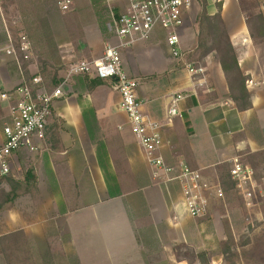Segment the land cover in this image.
I'll use <instances>...</instances> for the list:
<instances>
[{
	"label": "crops",
	"instance_id": "obj_1",
	"mask_svg": "<svg viewBox=\"0 0 264 264\" xmlns=\"http://www.w3.org/2000/svg\"><path fill=\"white\" fill-rule=\"evenodd\" d=\"M201 1L207 2L210 16L218 14L221 6V17L250 94L251 107L245 111L232 100L216 54L200 61L192 58ZM258 2V11L264 14V0ZM114 10L117 15L127 12V2L118 0ZM106 12L103 37L98 34L96 43L85 39L77 44L82 60H98L107 44L119 43L109 28L107 5ZM247 13L250 11L243 12L239 0H193L183 9L180 57L172 55L163 29H156L147 41L121 49L125 73L139 84L143 114L161 127L160 155L169 166L185 164L201 170L210 183L221 184L223 178L230 177L235 158L260 177L264 175V41L252 39ZM70 57L72 54L67 59ZM190 63L201 64L205 74L191 76L186 69ZM4 78H0L2 84ZM93 79L88 75L72 77L65 86L68 95L64 104L56 107L60 99L54 102L45 140L35 151L16 154L9 176L19 185L16 196L9 180L0 185L9 196L5 235L23 231L30 242H39L30 245L35 258L34 248L52 255L47 248L49 236L65 237L70 246L64 250L65 256L76 258L79 264H228L216 244L228 239L231 219L223 214L217 220L227 236H203L202 218L182 215L179 194L171 200L173 191L154 182V168L132 133L115 82L105 81L90 90ZM177 94L185 98L174 116L171 104ZM0 102L7 120L9 103ZM53 117L57 120L51 121ZM99 152L108 174L118 179V186L116 182L112 186L121 189L122 195L110 197ZM21 167L25 173L19 178L16 171ZM240 208L246 212L242 202ZM174 214L180 217L178 222L173 221ZM46 225L50 226L49 236L45 235ZM245 236L250 238L251 234Z\"/></svg>",
	"mask_w": 264,
	"mask_h": 264
},
{
	"label": "built area",
	"instance_id": "obj_2",
	"mask_svg": "<svg viewBox=\"0 0 264 264\" xmlns=\"http://www.w3.org/2000/svg\"><path fill=\"white\" fill-rule=\"evenodd\" d=\"M117 1L105 0L110 19L109 28L119 43L107 44L102 58L72 63L64 83L51 92L43 89L44 82L40 76L34 77L30 84L22 81L11 90H4L0 86V99L9 103V116L3 126L4 141L0 145V182L12 175L16 154L21 150L35 151L39 143L45 140L54 102L64 95L63 85L72 77L88 75L115 82V89L121 96V108L128 117L132 133L154 168V182L168 190L177 188L180 196L178 206L182 215L204 218L210 211L211 195L223 197L225 191L220 184L214 186L205 180L201 170L185 164L167 165L160 155L163 143L161 127L143 114L137 94L139 84L125 73L121 60V49L149 40L156 29L167 32V45L172 55L180 57L179 30L184 24L183 9L190 6L193 0H125L128 10L120 15L114 10ZM58 6L62 11H70L71 0H61ZM8 39L9 44L5 50L9 55H17L25 61L31 59L32 44L26 35L18 38L17 46L11 35H8ZM186 69L191 76L204 75L206 71L199 63L187 64ZM184 98L182 94H177L173 99L171 113L174 116L178 115L177 105ZM230 179L241 197L249 224L263 226L264 175L258 176L255 169L243 163L240 158H235L232 160ZM179 219L178 214H174L173 221L178 222Z\"/></svg>",
	"mask_w": 264,
	"mask_h": 264
},
{
	"label": "rangeland",
	"instance_id": "obj_3",
	"mask_svg": "<svg viewBox=\"0 0 264 264\" xmlns=\"http://www.w3.org/2000/svg\"><path fill=\"white\" fill-rule=\"evenodd\" d=\"M60 1L61 0H0V78L2 75L5 76L3 80V84L5 85H3L1 81L0 85L5 86V89L11 90L20 85L22 82L21 67L22 71L23 69L26 70L24 74L28 73L30 76H42L44 80L43 89L51 92L64 83L70 65L83 59L78 54L77 44L85 39L88 42L96 43L98 34L103 37V30L105 29L107 21L105 17V14H107V4H105L106 2H104V0H90L88 7L84 4V0H71L70 11L76 8V3L82 10H88L85 12L84 19H82L79 24L71 20L68 26H65L62 13L58 6ZM241 4L246 12L250 11V13H247L249 18L261 13L258 11V0H242ZM8 35L12 36L15 46H17L16 41L21 35H26L29 38L32 44V57L29 62H19V64L17 62L18 59L21 60L19 56H14L13 54L9 55L6 52L5 49L9 44ZM212 53L216 54L215 52ZM70 54H72L73 57L67 59V56ZM193 55L192 53V58L194 60L200 61L199 55ZM216 56L219 59L217 54ZM87 60L91 59L89 58ZM69 61L71 63H69ZM55 80L61 81L56 84ZM65 86L66 84L63 85L64 95L60 101L55 104L56 107L58 105H63L65 97L68 95L65 92ZM78 91L81 93L80 87ZM4 107L7 108V104H4ZM3 115L0 117L1 127L6 121L5 114ZM55 120L57 119L53 117L51 121ZM24 171L23 167L16 171L19 178L21 175H24ZM224 179L226 178H223V180ZM211 184L214 186L218 185V183L212 182ZM0 185L2 184L0 183ZM7 188L10 190L8 186ZM170 189L173 193L170 194L169 199L174 200L177 198L176 194H179V192L175 187ZM8 198L7 191L0 186V239L5 235V231H7L6 229L8 228L6 225L9 218L6 210L9 203V200H7ZM66 199H68V197L65 195V200ZM241 202L242 200L237 188L236 190L230 189L224 192L223 197H217L215 194H212L210 211L206 217L202 218L201 222L203 224L202 235L227 236L222 223L220 225L219 222L217 225V220L220 217L223 218V214H227L232 221L231 232L233 239L231 241L227 239L221 243L218 242L216 247L218 245L219 250H223L229 245L232 249L236 250V252H241L242 254L235 259V261L240 264H264V235H262L264 229H259V226L249 224L246 218L247 213H242L241 208L239 209ZM216 216H218V218ZM244 216L245 220L243 219ZM45 229V235L49 236L51 234L50 226L46 225ZM247 232L251 234L250 238L245 236ZM15 238L17 239V236H15ZM34 241L35 240L32 239L30 242L26 236V245L19 251L10 250L9 247H7L8 243L3 245L0 240V264H79L76 258L65 256L64 250L70 248L65 237L56 235L49 236L47 239V248L52 255H43V250L34 248L36 258L33 256L30 245H39V242L34 243ZM14 248L19 249L16 247ZM28 249L31 254L30 257L26 255ZM258 251L262 253L257 256L256 253Z\"/></svg>",
	"mask_w": 264,
	"mask_h": 264
},
{
	"label": "trees",
	"instance_id": "obj_4",
	"mask_svg": "<svg viewBox=\"0 0 264 264\" xmlns=\"http://www.w3.org/2000/svg\"><path fill=\"white\" fill-rule=\"evenodd\" d=\"M89 2L90 0H84V4H86V7H88ZM241 3L242 0H239L241 10L243 12H246V10L242 7ZM200 6L201 9L197 19V27L199 33L197 39V47L193 51L194 54L193 56L199 55V59L201 60L212 52H215L218 55L220 64L222 66V69L225 73V76L229 84L230 96L234 101L236 107L240 111H245L251 107L250 94L246 88V77L242 74L240 70L237 54L232 46L229 35L225 28L224 21L221 17V6H219V12L215 16H210L208 14L206 1H201ZM87 10L88 9L82 10L77 3H76V8L74 10L71 11L60 10L63 16L62 18L64 19L65 26L66 25L68 26L71 20L79 24L81 20L84 19V15ZM246 24L249 29L250 35L255 42L264 41L263 13H258L257 15L251 18L247 17ZM26 62L29 61H25L24 59L21 58L20 63H26ZM20 71L22 75V81H25L28 84L32 82L34 77L40 76V75L30 76L28 73L24 74L26 70L23 69L22 71L21 67H20ZM40 77L42 78V76ZM60 81L61 80L59 81L55 80V83L58 84L60 83ZM104 83H105L104 80H101L99 78H94L93 80L90 81L89 89L93 90L97 86L103 85ZM2 115H3V111L1 109V102H0V117ZM90 134L92 136V133ZM99 161L101 167H103V170L105 172V179L107 181L110 197H116L122 195L123 193L121 189H118V187L116 186L115 188L112 186V183L115 184V182L117 185L118 179L108 174V170L105 167V163L100 159V152H99ZM30 172L33 173L32 170ZM8 180L12 184L13 196H16V192L18 190L19 185L17 184V182L13 181L10 177L5 178L3 181H8ZM120 181L122 182V179H120ZM221 186L225 192L229 191L230 189L236 190L235 183L231 181L230 177H226V179L224 180L222 179ZM15 236H17V239L15 238ZM232 239H233L232 233L231 231H229L228 240L231 241ZM0 240L1 243H3V245H5V243H8L7 247H9L10 250L20 251L22 250L21 248H23V246L26 245V236L23 231H16L10 234H6L2 236ZM13 246L19 249H15ZM222 251L226 257L225 259L228 264H236L234 258L236 256H239V254L235 253L229 245H227ZM26 255H28V257L31 256L29 249L26 252Z\"/></svg>",
	"mask_w": 264,
	"mask_h": 264
},
{
	"label": "water",
	"instance_id": "obj_5",
	"mask_svg": "<svg viewBox=\"0 0 264 264\" xmlns=\"http://www.w3.org/2000/svg\"><path fill=\"white\" fill-rule=\"evenodd\" d=\"M176 112L174 111V114H175Z\"/></svg>",
	"mask_w": 264,
	"mask_h": 264
}]
</instances>
